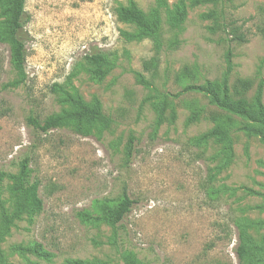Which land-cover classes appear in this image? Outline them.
I'll use <instances>...</instances> for the list:
<instances>
[{
  "label": "rangeland",
  "instance_id": "1",
  "mask_svg": "<svg viewBox=\"0 0 264 264\" xmlns=\"http://www.w3.org/2000/svg\"><path fill=\"white\" fill-rule=\"evenodd\" d=\"M131 6L157 40L119 20ZM8 8L0 0V264H264V142L244 130L259 126L182 92L246 81L244 98L259 92L264 107V0H25L23 74ZM75 99L111 124L73 118ZM49 117L61 122L47 134L31 124ZM216 128L230 148L206 137ZM25 159L39 213L12 191ZM124 191L135 204L117 231L83 217ZM33 244L51 257L16 250Z\"/></svg>",
  "mask_w": 264,
  "mask_h": 264
},
{
  "label": "trees",
  "instance_id": "2",
  "mask_svg": "<svg viewBox=\"0 0 264 264\" xmlns=\"http://www.w3.org/2000/svg\"><path fill=\"white\" fill-rule=\"evenodd\" d=\"M117 15L120 21L136 26L140 30L141 36H146L157 40L155 35L157 28L148 23L143 15L133 6L129 8H120L117 10ZM8 42L10 46L11 66L17 73L23 74L26 50H25V32L24 26L27 24V17L25 13V0H9L8 8ZM264 33V30L262 31ZM230 56L227 54V64L230 66ZM88 61L94 65L103 64V57L99 54H92L88 57ZM188 76V75H186ZM191 77V76H190ZM184 77V79H189ZM102 78V73H99V79ZM244 89V92L242 90ZM248 89V82L242 81L236 87H229L227 80L224 79L222 83L211 84L206 83L205 86L185 84L183 86V93H196L207 97L210 104L215 106L218 110L238 117L241 120H246L255 123L259 128L244 129L249 133L256 134L264 142V107L260 102V93L254 97L253 101L249 102L244 97ZM175 97H179L175 95ZM76 107V113L72 115L77 120L99 121L104 126L111 124V119L106 117L100 108L99 103H95L92 107L85 106L79 99L71 101ZM168 105V97L164 98L158 107L157 123L164 120L163 113ZM172 118L174 113L172 110ZM60 119L57 117H49L39 123L35 120L31 122L42 134H47L52 130H56L60 125ZM207 138H217L224 142L230 148V141L228 134L223 130L216 128L206 135ZM28 161L25 159L20 163V174L16 179V184L13 187V192L21 199L19 210L30 208L33 212L39 213L42 210V202L38 198L37 183L32 182V178L27 169ZM135 203L127 196L125 191L119 201L113 208L106 207V210H100V213L95 215H88L83 213V217L91 222H104L110 225L114 231H117L118 225L122 222L124 217L130 212ZM7 220V219H6ZM9 222L6 221V227ZM7 229V228H6ZM117 233V232H116ZM17 252L21 255H33L38 258L48 260L51 255L44 251L40 244H33L30 247H18ZM237 254L240 262L243 260L244 249L240 246L237 249ZM125 264H139L130 256L122 255ZM64 264H92L79 260L66 261Z\"/></svg>",
  "mask_w": 264,
  "mask_h": 264
}]
</instances>
